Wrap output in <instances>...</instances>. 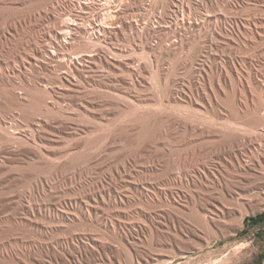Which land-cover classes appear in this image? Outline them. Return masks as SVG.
<instances>
[{"label":"rangeland","instance_id":"1","mask_svg":"<svg viewBox=\"0 0 264 264\" xmlns=\"http://www.w3.org/2000/svg\"><path fill=\"white\" fill-rule=\"evenodd\" d=\"M85 1L83 17L118 10L116 25L101 41L72 35L52 61L38 50L84 0H0V89L14 87L21 103L1 101L0 118L25 137L40 128L50 138L23 144L49 151L26 158L20 174L4 165L0 264L46 263L64 250L70 264H262L264 0ZM94 50L118 64H90L83 88L61 91L69 60ZM54 120L69 130L42 124Z\"/></svg>","mask_w":264,"mask_h":264},{"label":"bare ground","instance_id":"2","mask_svg":"<svg viewBox=\"0 0 264 264\" xmlns=\"http://www.w3.org/2000/svg\"><path fill=\"white\" fill-rule=\"evenodd\" d=\"M104 1H106V0H104ZM10 2V1H9ZM9 2H6V3H9ZM107 2V1H106ZM122 2H123V0H122ZM121 2V4L122 5H125V3L123 2L122 3ZM127 2V1H126ZM134 2V1H133ZM15 4V3H14ZM91 4H92V2L91 1H85L84 0V3L82 2V3H80L79 5H78V9L80 10V11H75V9L70 13L69 12V14H68V17L66 16H64V19H62V21L64 20V22H61V23H63V24H61L60 25V28H58V31H55V32H53L54 33V35H53V41L52 42H50L49 43V45H45V46H41V48L38 50V52L40 53V54H43V55H45L46 56V58L47 59H49V60H52V61H54L53 59L54 58H56L57 57V54L59 53V51L62 49V48H64V46H65V44H68V41H67V39L69 38V39H71V36L72 35H74V34H76V33H85V34H88V33H92V34H95L94 36H96V34H98L97 36H96V41H101L100 40V38H101V36L102 35H104L105 33H108V32H111V30L109 31V29H112L113 28V26H115V25H113V20H114V18L116 17V16H118L119 14H118V10H112V9H106L107 10V14H105L106 16V19L103 17V16H101V20H100V18H99V16H96V15H94L92 18H91V16H90V19H88L86 16L85 17H83V15H82V10H88L89 11V9H91L90 8V6H91ZM95 4V3H94ZM112 4H114V3H112ZM115 5V4H114ZM4 6V5H3ZM35 6V5H34ZM100 6V5H99ZM129 7V6H128ZM2 8V7H1ZM34 8V7H33ZM100 8V7H99ZM114 8V7H113ZM131 7H129V9H130ZM104 9V8H103ZM119 9V8H118ZM124 9V8H123ZM120 10H122V9H120ZM125 10V9H124ZM93 11V10H92ZM30 12V11H29ZM67 12V11H66ZM105 12V11H104ZM86 13V12H85ZM87 13H89V12H87ZM91 13V12H90ZM25 14V13H24ZM84 14V13H83ZM101 14V13H100ZM103 14V13H102ZM14 16H15V14H14ZM19 17V16H18ZM18 17H17V19H18ZM89 17V16H88ZM102 17L104 18V19H102ZM3 19V18H2ZM11 19V18H10ZM13 19H15V18H13ZM59 19V18H58ZM4 20V19H3ZM6 21V20H5ZM8 21V20H7ZM6 21V22H7ZM19 21V20H18ZM83 21H86V24H84L83 23ZM184 21V20H183ZM4 22V21H3ZM182 22V21H181ZM9 24V23H8ZM125 24V23H124ZM184 24V23H183ZM196 24V23H195ZM118 26V25H117ZM13 28V27H12ZM14 29V28H13ZM7 32V31H6ZM77 35V34H76ZM81 35V34H80ZM84 35V34H83ZM106 35V34H105ZM109 35V34H108ZM88 37L90 36V35H87ZM87 37V38H88ZM103 37V36H102ZM106 37V36H105ZM108 37V36H107ZM91 37H89V39H90ZM76 39H78V38H76ZM75 39V40H76ZM73 40V39H72ZM94 40H95V38H94ZM93 40V41H94ZM87 41V40H86ZM77 42V41H76ZM89 42V41H88ZM71 43V42H70ZM78 43V42H77ZM80 43V42H79ZM85 43V42H84ZM97 44H99V43H97ZM90 46H91V43H90ZM96 46V45H95ZM99 46V45H98ZM158 46V45H157ZM49 48H52V50L50 51L49 50ZM72 48V47H71ZM85 48V47H84ZM117 49V48H116ZM72 50V49H71ZM121 50V49H120ZM124 50V49H123ZM84 52H85V50H83ZM92 51V50H91ZM95 52H96V50H94ZM117 51V50H116ZM62 52V51H61ZM88 52H90V51H88ZM88 52H86V54L84 53V54H82V55H80V56H76V57H72V59L71 60H69L70 62H68V65H67V63H65L66 65H67V71L66 72H63L64 73V75L60 78V85L59 86H61V87H59V89L61 90V89H68V90H72V89H75V88H77L78 86H81V85H79L80 84V81L79 80H77V79H80L81 77H82V75H83V72H84V70L91 64H94V63H96V62H104L105 64H107V65H110L111 67L112 66H116V64H118V63H116V62H114L113 60H108V59H106L105 57H103L102 55V57H100V55L98 54V52H96L97 54H95V53H92V52H90V53H88ZM60 54V53H59ZM75 54V53H74ZM104 55H105V53H103ZM111 54H112V52H111ZM115 54V53H114ZM73 55V54H72ZM79 55V54H78ZM116 55V54H115ZM68 56V55H67ZM61 57V56H60ZM63 57V56H62ZM1 60V59H0ZM48 60V61H49ZM4 61V60H3ZM6 61V60H5ZM39 61V60H38ZM120 61V60H119ZM40 62V61H39ZM60 62V61H59ZM58 62V63H59ZM121 62V61H120ZM41 63V62H40ZM57 63V62H56ZM104 64V65H105ZM122 65H124L123 63H122ZM41 66H43V65H41ZM34 67V66H33ZM44 67V66H43ZM99 67V66H98ZM45 68V67H44ZM65 68V67H64ZM130 68V67H129ZM46 69V68H45ZM56 70V69H55ZM63 70V69H62ZM109 70V69H108ZM139 70V69H138ZM40 71V70H39ZM64 71V70H63ZM97 71V70H96ZM102 71V70H101ZM133 71H134V69H133ZM91 72V71H90ZM100 72V71H99ZM89 73V72H88ZM130 73V72H129ZM136 73V72H135ZM54 74V73H53ZM56 74V73H55ZM58 74V73H57ZM61 74V73H60ZM30 75V74H29ZM46 75V74H45ZM26 76V75H25ZM58 76V75H57ZM61 76V75H60ZM83 76H85V75H83ZM97 77L99 76V75H96ZM95 76V77H96ZM9 77H11V76H9ZM33 77V76H32ZM94 77V78H95ZM96 77V78H97ZM117 77V76H116ZM12 78H14V77H12ZM58 78H59V76H58ZM84 78V77H83ZM85 78H90V77H85ZM108 78V77H107ZM119 79V78H118ZM53 80V79H52ZM82 80V79H81ZM91 80V79H90ZM93 80V79H92ZM96 79H94V82H96L95 81ZM3 81V80H2ZM58 81V80H57ZM83 82L82 83H84V80H82ZM98 81H100V79L98 80ZM145 81V80H144ZM2 83V82H1ZM24 83V82H23ZM53 83V82H52ZM59 83V82H58ZM58 83H56V84H58ZM93 83V82H92ZM98 83V82H97ZM124 83V82H123ZM87 83L85 82V85H86ZM131 84V83H130ZM97 85V84H96ZM4 86V85H3ZM9 86V85H8ZM58 86V85H57ZM56 86V87H57ZM134 86V85H133ZM10 87V86H9ZM50 87V86H49ZM110 87V86H109ZM44 88H45V86H44ZM80 88V87H79ZM82 88H83V85H82ZM50 89V88H49ZM52 89V88H51ZM50 89V90H51ZM92 89V88H91ZM90 89V90H91ZM115 89V88H114ZM85 90V89H84ZM128 90V89H127ZM53 91V90H52ZM62 91V90H61ZM94 91V90H93ZM132 91V90H131ZM66 92V91H65ZM71 93H72V91H70ZM84 92V91H83ZM97 92V91H96ZM21 93V92H20ZM53 93H55V94H57V92H54L53 91ZM74 93V92H73ZM61 94V93H60ZM65 94V93H64ZM18 95V94H17ZM15 93H14V87H13V89H9V90H7V89H5V88H2L1 87V89H0V105L2 104L1 103V101H7V104L8 103H10L12 106H14V107H16V108H18V107H20L21 106V103H20V98L17 96ZM48 96V95H47ZM54 96V95H53ZM62 96V95H61ZM84 96V95H83ZM82 96V97H83ZM27 97V96H26ZM30 97V96H29ZM56 97V96H55ZM58 97V96H57ZM63 97V96H62ZM69 97V96H68ZM59 98H61V97H59ZM73 98H74V96H73ZM73 98H71V99H73ZM97 98V97H96ZM96 98H93V99H95L96 100ZM25 99V98H24ZM67 99V98H66ZM70 99V100H71ZM79 99V98H78ZM44 100V99H43ZM98 100V99H97ZM119 100V99H118ZM143 100V99H142ZM59 101V100H58ZM73 101V100H72ZM82 101H83V99H82ZM108 101V100H107ZM25 102V101H24ZM49 103L50 102H53V100L52 101H48ZM86 102V101H85ZM94 102V101H93ZM97 102V101H96ZM95 102V103H96ZM109 102V101H108ZM111 102V101H110ZM123 102H124V100H123ZM131 102V101H130ZM41 103V102H40ZM54 103H55V101H54ZM75 103V102H74ZM91 103V102H90ZM119 103V102H118ZM79 104V103H78ZM89 104V103H88ZM94 104V103H93ZM102 104V103H101ZM106 104V103H105ZM122 104V103H121ZM127 104V103H126ZM130 104V103H129ZM154 104V103H153ZM3 106H4V104H2ZM5 105H6V103H5ZM50 105V104H49ZM80 105V104H79ZM100 105V104H99ZM112 105V104H111ZM135 105V104H134ZM155 105H156V103H155ZM55 106H57V105H55ZM110 106V105H109ZM123 106V105H122ZM131 106H132V104H131ZM130 107V106H129ZM133 107H135V106H133ZM70 108V107H69ZM109 108V107H108ZM128 108V107H127ZM50 109V108H49ZM135 109V108H134ZM137 109V108H136ZM140 109V108H139ZM147 109V108H146ZM152 109V108H151ZM164 109V108H163ZM1 110V109H0ZM7 110H8V108H7ZM6 110V111H7ZM44 110V109H43ZM64 110V109H63ZM138 110V109H137ZM164 110H166V109H164ZM3 111V110H2ZM20 111H22V110H20ZM52 111V110H51ZM112 111V110H111ZM111 111H109V113H111ZM116 111V110H115ZM118 111V110H117ZM136 111V110H135ZM143 111V110H142ZM162 111V110H161ZM160 111V112H161ZM170 111V110H169ZM46 112V111H45ZM44 112V113H45ZM114 112V111H113ZM125 112V111H124ZM146 112H148V111H146ZM150 112V111H149ZM160 112H158V111H155V112H153V114L155 113H160ZM171 112V111H170ZM54 113V112H53ZM59 113V112H58ZM119 113H120V111H119ZM127 113V112H126ZM165 113V112H164ZM178 113V112H177ZM6 114V113H5ZM42 114V113H41ZM55 114V113H54ZM77 114V113H76ZM145 114V113H144ZM176 114V113H175ZM189 114V113H188ZM81 115V114H80ZM124 115V114H123ZM2 116H5V115H2ZM16 116V115H15ZM20 116V115H19ZM62 116V115H61ZM132 116H134V115H132ZM143 116V115H142ZM149 116V115H148ZM160 116V115H159ZM169 116V115H168ZM168 116H165V117H161V122L163 121V122H165V123H168V122H170L171 121V123L173 124V125H175V124H179V121H178V117L177 118H170V117H168ZM18 117V116H17ZM60 117V116H59ZM87 117V116H86ZM91 117V116H90ZM118 117V116H117ZM135 117V116H134ZM182 117V116H181ZM15 118V117H14ZM48 118H49V116H48ZM62 117H60V119H61ZM123 118H124V116H123ZM186 118V117H185ZM17 119H19V118H17ZM23 119V118H22ZM34 119V118H33ZM41 119V118H40ZM54 119V118H53ZM125 119V118H124ZM133 119V118H132ZM192 119V118H191ZM46 120H48L47 118H46ZM52 120V119H51ZM51 120H49V121H51ZM77 120V119H76ZM160 120V119H159ZM119 121H120V118H119ZM128 121V120H127ZM189 121V120H188ZM23 122V121H22ZM42 122V121H41ZM14 123V122H13ZM148 123V122H147ZM156 123H158V122H156ZM183 123V122H182ZM30 124H32V123H30ZM43 124V126H45V127H49V128H56V130L58 129L59 131L61 130V129H63V130H69V128H68V123L67 122H65V121H56V120H54V122H50V123H47V122H43L42 123ZM96 124V123H95ZM146 124V123H145ZM171 124V125H172ZM191 124V123H190ZM23 125V124H22ZM33 125H35V123L33 124ZM149 125V124H148ZM152 125V124H151ZM167 125V124H166ZM170 125V126H171ZM182 125V124H181ZM37 127H38V125H36ZM138 126V125H137ZM159 126V125H158ZM169 126V125H168ZM167 126V127H168ZM177 126V125H176ZM189 126V125H188ZM132 127H134V126H132ZM136 127V126H135ZM165 127V126H164ZM192 127V126H191ZM33 128V127H32ZM42 128V127H41ZM159 128V127H158ZM162 128V127H161ZM166 128V127H165ZM175 128V127H174ZM177 128V127H176ZM35 130H33L30 134V136L31 137H29L28 138V136L27 137H25V136H23V134L21 133V131H20V129H19V125H17L16 123H15V125L13 126L12 124H8V123H6L2 118H0V184L3 182V183H5V181H7L8 182V180H9V178L10 177H8L7 176V172H6V169H5V166H6V164H9L10 166L9 167H11L12 166V168H11V170H13V172L14 173H12V172H10L11 170H9V172L10 173H12V175L13 174H15V175H17L16 173H21V170H20V165H22V163H24L25 161V159L26 158H29V157H37V156H40L39 155V151H37V150H40V149H42V150H46V153L49 151H47V149H46V147H40V149H38V147H39V145H38V147H37V149L35 150V149H32V147H31V149H24L23 148V144L25 143V145L26 144H28L29 142V144H34L35 145V143H36V141H37V139L39 140V139H44V141H46V143H50V138L48 139V138H44V131L42 132V130L40 129V128H38V129H36V128H34ZM130 129V128H129ZM153 129V128H152ZM167 129V128H166ZM165 129V130H166ZM183 129V128H182ZM22 130V129H21ZM25 130V129H24ZM29 130V129H28ZM180 130V129H179ZM62 131V130H61ZM64 131V132H65ZM119 131H120V129H119ZM136 131V130H135ZM176 131V130H175ZM189 131V130H188ZM191 131V130H190ZM189 131V132H190ZM30 132V131H29ZM29 132H27V134L29 133ZM47 131H45V133H46ZM84 132V131H83ZM125 132V131H124ZM189 132H187V133H189ZM126 133V132H125ZM86 134V133H85ZM121 134V133H120ZM127 134H128V131H127ZM130 134H131V132H130ZM129 134V135H130ZM137 134V133H136ZM158 134V133H157ZM161 134V133H160ZM164 134H165V132H164ZM163 134V135H164ZM170 134V133H169ZM49 135H51V134H49ZM125 135V134H124ZM154 135V134H153ZM167 135V134H166ZM82 136V135H81ZM114 136V135H113ZM150 136V135H149ZM157 136V135H156ZM172 136V135H171ZM183 136V135H182ZM89 137V136H88ZM160 137V136H159ZM228 137V136H227ZM80 138V137H79ZM116 138V137H115ZM128 138H130L131 139V137H128ZM177 138V137H176ZM175 138V139H176ZM86 139V138H85ZM112 139V138H111ZM123 139V138H122ZM125 139V138H124ZM181 139V138H180ZM53 140V139H52ZM56 140V139H55ZM96 140V139H95ZM100 140V139H99ZM115 140V139H114ZM119 140V139H118ZM132 140V139H131ZM40 141V140H39ZM85 141V140H84ZM126 141V140H125ZM154 141V140H153ZM163 141V140H162ZM166 141H167V138H166ZM179 141V140H178ZM183 141V140H182ZM230 141V140H229ZM111 142H112V140H111ZM119 142H121L120 140H119ZM128 142V141H127ZM157 142V141H156ZM159 142V141H158ZM184 142V141H183ZM186 142V141H185ZM231 142V141H230ZM229 142V144H231ZM78 143V142H77ZM109 143V142H108ZM126 143V142H125ZM130 143V142H129ZM128 143V144H129ZM145 143V142H144ZM123 144V143H122ZM222 144V143H221ZM43 145V144H42ZM175 145V144H174ZM226 145V144H225ZM243 145V144H242ZM241 145V146H242ZM41 146V145H40ZM49 146V145H48ZM66 146V145H65ZM74 146V145H73ZM79 146V145H78ZM128 146V145H127ZM152 146H154V145H151V147ZM244 146V145H243ZM145 147V146H144ZM147 147V146H146ZM150 147V146H149ZM165 147V146H164ZM168 147V146H167ZM219 147V146H218ZM94 148V147H93ZM100 148V147H99ZM132 148V147H131ZM193 148V147H192ZM219 149V148H218ZM80 150V149H79ZM113 150V149H112ZM142 150V149H141ZM140 150V151H141ZM223 150V149H222ZM248 150V149H247ZM104 151V150H103ZM147 151H148V149H147ZM150 151V150H149ZM193 151V150H192ZM51 152V151H50ZM133 152V151H132ZM76 153V152H75ZM123 153V152H122ZM138 153H139V150H138ZM149 153V152H148ZM190 153V152H189ZM53 154V153H52ZM73 154V153H72ZM133 154V153H132ZM141 154V153H140ZM214 154V153H213ZM43 155V154H42ZM51 155V154H50ZM54 155V154H53ZM69 155V154H68ZM82 155V154H81ZM191 155V154H190ZM220 155H221V153H220ZM61 156V155H60ZM65 156V155H64ZM71 156V155H70ZM140 156V155H139ZM179 157H180V155H178ZM166 157V156H165ZM46 158V157H45ZM162 158V157H161ZM177 158V157H176ZM160 159V158H159ZM165 159V158H164ZM172 159V158H171ZM56 160V159H55ZM60 160V159H59ZM152 160V159H151ZM161 160V159H160ZM177 160V159H176ZM179 160V159H178ZM263 160V159H262ZM34 161V160H33ZM43 161H45V160H43ZM49 161V160H48ZM69 161V160H68ZM107 162V161H106ZM111 162V161H110ZM177 162V161H176ZM44 163V162H43ZM43 163H41V164H43ZM65 163H66V161H65ZM73 163V162H72ZM193 163V162H192ZM196 163V162H195ZM37 164V163H36ZM180 164V163H179ZM5 165V166H4ZM102 165V164H101ZM90 166H92V165H90ZM163 166V165H162ZM178 166V165H177ZM7 167V166H6ZM22 167V166H21ZM65 167H67V166H65ZM100 167V166H99ZM24 168V167H23ZM26 168V167H25ZM41 168V167H40ZM52 168V167H51ZM90 168V167H89ZM97 168H98V166H97ZM10 169V168H9ZM30 169V168H29ZM66 169H68V168H66ZM202 169V168H201ZM4 170H5V172H4ZM19 170H20V172H19ZM56 170H58V169H56ZM95 170V169H94ZM123 170V169H122ZM180 170V169H179ZM188 170V169H187ZM207 170V169H206ZM254 170V169H253ZM54 171V170H53ZM59 171V170H58ZM68 171V170H67ZM84 171V170H83ZM30 172V171H29ZM38 172V171H37ZM127 172V171H126ZM180 172V171H179ZM183 172V171H182ZM95 173V172H94ZM124 173V172H123ZM9 174V173H8ZM18 174V175H19ZM26 174V173H25ZM30 174V173H29ZM11 175V174H10ZM11 175V176H12ZM122 175V174H121ZM241 176V175H240ZM33 177V176H32ZM37 177V176H36ZM69 177V176H68ZM179 177V176H178ZM195 177V176H194ZM12 178V177H11ZM17 178V177H16ZM109 178V177H108ZM249 178V177H248ZM13 179V178H12ZM12 179H10V180H12ZM30 179V178H29ZM18 180V179H17ZM27 180V179H26ZM35 180V179H34ZM33 180V181H34ZM15 181V180H14ZM20 181H21V179H20ZM32 181V180H31ZM147 182V181H146ZM16 183V182H15ZM65 183V182H64ZM95 183V182H94ZM9 184H10V182H9ZM240 184V183H239ZM255 184V183H254ZM12 185H14V183H12ZM47 185V184H46ZM90 185V184H89ZM109 185V184H108ZM5 186H8V184L7 185H5ZM11 186V185H10ZM246 186V185H245ZM257 186H259V185H257ZM20 187V186H19ZM96 187V186H95ZM28 188V187H27ZM32 188V187H31ZM14 190V189H13ZM88 190V189H87ZM36 191V190H35ZM1 192V191H0ZM10 192V191H9ZM9 192L7 193V194H9ZM12 192V191H11ZM14 192V191H13ZM120 192V191H119ZM181 192V191H180ZM235 192V191H234ZM15 193V192H14ZM24 193V192H23ZM170 193V192H169ZM247 193V192H246ZM6 194V195H7ZM11 194V193H10ZM16 194V193H15ZM6 195H5V197H6ZM99 195V194H98ZM12 196H14V194L12 195ZM16 196V195H15ZM100 196V195H99ZM98 196V197H99ZM125 196V195H124ZM5 197H4V199H5ZM8 197H10V196H8ZM23 197V196H22ZM53 197H55V196H53ZM255 198V197H254ZM28 199V198H27ZM13 200V199H12ZM16 200L17 199H15V200H13V203H14V201L16 202ZM50 201V200H49ZM21 202V201H20ZM174 202H176V201H174ZM258 202V201H257ZM7 203H10V201L9 202H7ZM12 203V202H11ZM244 203V202H243ZM18 204V203H17ZM9 205V204H8ZM7 205V206H8ZM106 205V204H105ZM4 206H5V204H4ZM12 206V205H11ZM22 206V205H21ZM249 206V205H248ZM255 206V205H254ZM16 207V206H15ZM24 207V206H23ZM94 207V206H93ZM0 208H2V206L0 207ZM9 208H10V206H9ZM98 208V207H97ZM191 208V207H190ZM240 208V207H239ZM18 209V208H17ZM22 209V208H21ZM188 209V208H187ZM236 210H238V209H236ZM15 211V210H14ZM190 211V210H189ZM242 211V210H241ZM16 212V211H15ZM2 213V212H1ZM12 213V212H11ZM231 214H233V213H231ZM239 214V216L240 217H242L243 215H244V212H239L238 213ZM247 214V213H246ZM2 215V214H1ZM222 215V214H221ZM161 216V215H160ZM170 216V215H169ZM175 216V215H174ZM238 216V217H239ZM5 217V216H4ZM234 218L236 217L235 215L233 216ZM238 217H236V218H238ZM166 218H167V216H166ZM171 219V218H170ZM30 220V219H29ZM167 220H168V218H167ZM224 220V219H223ZM7 221V220H6ZM20 221V220H19ZM32 221V220H31ZM40 221V220H39ZM221 221V220H220ZM236 221H237V224H236ZM4 222V221H3ZM34 222V221H33ZM171 222V221H170ZM2 223V221L0 222V224ZM40 223V222H39ZM219 223V222H218ZM41 224V223H40ZM159 224V223H158ZM213 224H215V221H214V223ZM2 225V224H1ZM43 225V224H42ZM225 225V224H224ZM223 225V226H224ZM230 225V224H229ZM232 225V224H231ZM231 225H230V228H232L231 227ZM235 225H236V228H241V218H239V219H237V220H235ZM160 226V225H159ZM221 226V225H220ZM233 227H234V224L232 225ZM15 227V226H14ZM20 227H21V225H20ZM219 227V226H218ZM217 227V228H218ZM7 228V227H6ZM4 229V228H2V227H0V236H1V234H4L8 229ZM9 229H10V227H8ZM12 228V227H11ZM25 228H26V226H25ZM155 228V227H154ZM228 228V227H227ZM235 228V229H236ZM219 229V228H218ZM232 229H234V228H232ZM19 230V229H18ZM29 230V229H28ZM158 230V229H157ZM174 230V229H173ZM178 230H180V229H178ZM9 231V230H8ZM228 231H229V233H230V230L228 229ZM18 232V231H17ZM224 233V232H223ZM225 233L228 235V233H227V230L225 229ZM23 234V233H22ZM27 234V233H26ZM135 234V233H134ZM155 235V234H154ZM160 235V234H159ZM162 235V234H161ZM4 236V235H3ZM7 236V235H6ZM17 236V235H16ZM133 236V235H132ZM29 237V236H28ZM46 237V236H45ZM173 237V236H172ZM18 238H19V236H18ZM131 238V237H130ZM168 238V237H167ZM176 238V237H175ZM4 239V238H3ZM155 239V238H154ZM165 239V238H164ZM174 239V238H173ZM1 240V239H0ZM25 240V239H24ZM127 240H128V238H127ZM133 242V241H132ZM156 242V241H155ZM158 243V242H157ZM72 244V243H71ZM111 245V244H110ZM160 245V244H159ZM181 245V244H180ZM158 246V245H157ZM32 247V246H31ZM108 247V246H107ZM130 247V246H129ZM139 247H141V246H139ZM38 248V247H37ZM1 249V248H0ZM109 249H110V247H109ZM108 249V250H109ZM133 249V248H132ZM32 250V249H31ZM37 250V249H36ZM84 250V249H83ZM86 250H88V249H86ZM85 250V251H86ZM94 250V249H93ZM115 250V249H114ZM113 250V251H114ZM181 250V249H180ZM77 251H78V249H77ZM97 251V250H96ZM105 251V250H104ZM116 251V250H115ZM138 251V250H137ZM64 252H66L65 250L61 253V254H63ZM70 252V251H69ZM79 252V251H78ZM90 252V251H89ZM94 252V251H93ZM93 252H91V253H89V255H90V257H92V255L94 254ZM122 252V251H121ZM182 252V251H181ZM6 253V252H5ZM33 253V252H32ZM57 253H58V251H57ZM56 252L55 253H52V255H51V257H50V262H47L46 261V259H45V261H46V263H43L44 261V258H43V260H37V258H36V260L37 261H35L36 262V264H70V262L67 260V258L64 256V255H67V254H64V255H61V254H57ZM60 253V252H59ZM82 253V252H81ZM105 253V252H104ZM170 253V252H169ZM7 254V253H6ZM11 254V253H10ZM70 254V253H69ZM73 254V253H72ZM84 255H85V253H83ZM88 254V253H87ZM96 254V253H95ZM135 254L137 255V252H136V250H135ZM159 254H160V252H159ZM163 254V253H162ZM32 255V254H31ZM38 255H39V253H38ZM88 255V256H89ZM114 255V254H113ZM141 255V254H140ZM139 255V256H140ZM144 255V254H143ZM143 255H141L142 257H143ZM148 255V254H147ZM167 255V254H166ZM49 256V255H48ZM95 256L96 255H94V257H93V259L95 258ZM138 256V255H137ZM136 256V257H137ZM32 257V256H31ZM68 257V256H67ZM77 257V256H76ZM150 257V256H149ZM1 258H2V255L0 254V262H1ZM17 258H18V256H17ZM39 258V257H38ZM75 258V257H74ZM85 258V257H84ZM87 258V257H86ZM118 258V257H117ZM139 258H141V257H139ZM152 258V257H151ZM21 259V258H20ZM35 259V258H34ZM78 259V258H77ZM81 259V258H80ZM92 259V258H91ZM145 259V258H144ZM18 260V259H17ZM22 260H24V259H22ZM49 260V259H48ZM73 260V259H72ZM81 260H84V259H81ZM146 260V259H145ZM78 261H79V259H78ZM90 261V260H89ZM135 261V260H134ZM140 261V260H139ZM156 261V260H155ZM17 262V261H16ZM25 262V261H24ZM84 262V261H83ZM83 262H80V264L81 263H83ZM119 262V261H118ZM117 262V263H118ZM150 262V261H149ZM157 262V261H156ZM171 261L170 260H166V261H164V262H162L161 264H168V263H170ZM227 262V258H223V259H221L220 261H218L217 263H213V264H225ZM76 263H77V261H76ZM86 263V262H85ZM89 263V262H88ZM94 263V262H93ZM96 263V262H95ZM94 263V264H95ZM120 263V262H119ZM27 264V263H26ZM75 264V263H74ZM136 264H137V261H136ZM138 264H141V262L140 263H138ZM157 264V263H156ZM189 264V263H188Z\"/></svg>","mask_w":264,"mask_h":264},{"label":"crops","instance_id":"3","mask_svg":"<svg viewBox=\"0 0 264 264\" xmlns=\"http://www.w3.org/2000/svg\"><path fill=\"white\" fill-rule=\"evenodd\" d=\"M262 264H264V261L262 262Z\"/></svg>","mask_w":264,"mask_h":264}]
</instances>
